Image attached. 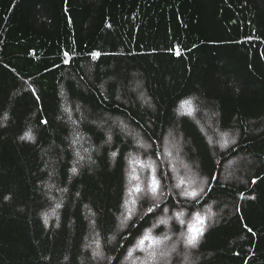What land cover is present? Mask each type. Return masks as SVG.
<instances>
[{"label": "trees", "instance_id": "obj_1", "mask_svg": "<svg viewBox=\"0 0 264 264\" xmlns=\"http://www.w3.org/2000/svg\"><path fill=\"white\" fill-rule=\"evenodd\" d=\"M182 232L172 264H264V0H0V264Z\"/></svg>", "mask_w": 264, "mask_h": 264}, {"label": "rangeland", "instance_id": "obj_2", "mask_svg": "<svg viewBox=\"0 0 264 264\" xmlns=\"http://www.w3.org/2000/svg\"><path fill=\"white\" fill-rule=\"evenodd\" d=\"M183 108V107H182ZM207 131V134L208 135H210L209 137H208V140H209V142H210V144L209 145H212L215 149H220V150H224V149H226L227 147H230L232 144L231 143H233V141L231 140V137L229 136V135H224L223 133H220V132H217V131H214V132H210V130H206ZM173 145V142H167L166 143V146H164V147H166L165 148V152H164V154H166L168 151H170V150H174V146H172ZM171 154H172V152H171ZM159 162H160V160H159ZM170 164L171 163H173V164H171L172 166H176L177 168H178V171H184L187 175H189V171H188V168H187V166H185L183 163H181L180 161H178V163H176L175 162V160L173 159V160H171V162L170 161H168ZM166 165H168L167 163H166ZM226 169V174H228L229 172H230V169L228 168V166H227V168H225ZM181 173H183V172H181ZM184 174V173H183ZM175 177H177L178 178V180H179V176L178 175H175ZM229 177H231L230 175H229ZM176 179V178H175ZM175 181V180H174ZM204 180L203 179H200V183H201V185L202 186H204ZM175 184V183H174ZM196 185L198 186L197 188H199L200 190H199V192L200 191H202V189H204L200 184H198L197 182H196ZM175 187H176V184H175ZM179 188V187H178ZM177 189V188H176ZM180 189V188H179ZM178 190V189H177ZM185 192V191H184ZM142 193V192H141ZM141 193H139V194H141ZM141 197V195L138 197L139 198V200L141 199L140 198ZM124 217H125V219H126V221H128V219L129 218H127V215L124 213ZM163 219H164V217H163ZM160 219V223H159V225H164L166 228H168L169 227V224H170V222L169 223H167L166 222V219ZM180 222V221H179ZM181 223V222H180ZM124 225H126L125 223H123ZM179 225H181V224H179ZM124 228V227H123ZM152 229H155L154 227L152 228ZM148 235V234H147ZM165 238H167V236L165 237ZM184 240H185V238H184V232H182L178 237H177V240L176 241H174L172 244H170V245H167V244H165V247H166V249H165V252L164 251H161V252H159L157 255H154V254H152V255H149L147 258L150 260V261H152L150 264H159V263H161V262H165L166 264H172V257L175 255V253L177 252V246H179V243H180V241H181V243H184ZM179 242V243H178ZM167 245V246H166ZM93 247L91 248V251L93 252V256H94V259H95V261H96V264L97 263H99V264H103V262H105L106 261V259H110V260H112L111 258H109V257H107L106 255H104V253H103V251L104 250H100L99 248H98V246H95V245H92ZM95 249V250H94ZM164 250V249H163ZM170 253L171 255L168 257V256H166L165 254L166 253ZM153 256H154V259H152L153 258ZM172 256V257H171ZM131 258V259H130ZM130 258H129V255H125L124 256V259L121 261L122 263L121 264H149V261H148V259H145L144 260V258H142L141 260H139V262H137L136 260H133L132 259V255H130ZM152 259V260H151ZM135 261V262H134ZM180 261V260H179ZM147 262V263H146ZM189 262H190V259H189V256L185 259V260H183V262H182V264H189ZM109 263H111V262H109Z\"/></svg>", "mask_w": 264, "mask_h": 264}, {"label": "snow or ice", "instance_id": "obj_3", "mask_svg": "<svg viewBox=\"0 0 264 264\" xmlns=\"http://www.w3.org/2000/svg\"><path fill=\"white\" fill-rule=\"evenodd\" d=\"M186 103H189V102H186ZM158 188H159V181H156L155 185L153 187V191H156ZM137 191H140V189H137ZM195 195H197V194L193 193V196H195ZM151 210H152L151 208L148 209V211H151ZM197 221H198V225H200V226H194V227L189 228L188 243H190L192 245H195L199 236L202 235V233H203L202 225H203L204 221L198 216V214H197ZM249 231H252V230L249 229Z\"/></svg>", "mask_w": 264, "mask_h": 264}]
</instances>
